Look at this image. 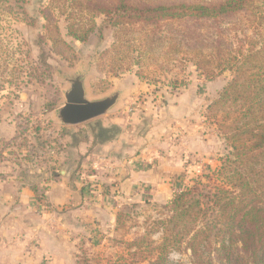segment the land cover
I'll return each instance as SVG.
<instances>
[{
    "label": "rangeland",
    "instance_id": "1",
    "mask_svg": "<svg viewBox=\"0 0 264 264\" xmlns=\"http://www.w3.org/2000/svg\"><path fill=\"white\" fill-rule=\"evenodd\" d=\"M148 1L216 4L224 0ZM53 6L52 0H0V157L7 152L22 174L35 172L36 165L47 174L53 164L75 160L73 154L79 158L116 135L120 131L116 122L138 124L146 118L164 124L165 146L180 148L184 155L182 183L175 185L171 200L126 204L119 211L121 221L113 236L88 247L75 261L151 264L156 259L153 250L164 237L162 222L171 217V201L198 182L205 183L206 176L216 185L224 182L215 173L229 147L219 124L222 115L210 108L232 80V73L212 66L215 75L207 77L198 68L202 58L198 53L204 51L206 56L217 45L226 50L229 45L238 49L244 44L247 49L246 37L260 40L264 0H256L250 11L232 19L186 29L195 39H184L175 26L167 25L153 33L151 27L117 33L105 16H97L88 40L80 42L68 35L73 21ZM82 73L90 100L115 91H121L122 97L107 115L62 126L55 111L66 102L68 79ZM185 136L197 137L202 147L191 149ZM62 169L59 166L58 171ZM169 259L172 264H191V253L184 247L171 250Z\"/></svg>",
    "mask_w": 264,
    "mask_h": 264
},
{
    "label": "trees",
    "instance_id": "2",
    "mask_svg": "<svg viewBox=\"0 0 264 264\" xmlns=\"http://www.w3.org/2000/svg\"><path fill=\"white\" fill-rule=\"evenodd\" d=\"M52 1L54 9L59 8L73 21L68 25V35L86 42L96 27L97 16H105L117 33L149 27L153 33L167 25L175 26L184 39H195L186 29L198 23L232 19L250 11L256 0L216 4ZM259 39L246 37L247 49L244 44L238 49L229 45L226 50L217 45L206 56L204 51L198 53L202 57L198 68L207 77L215 75L212 66L232 73V80L210 108L222 115L219 124L229 147L222 167L215 173L224 182L216 185L206 176L205 183L198 182L171 201V217L162 222L164 237L153 250L156 259L151 264H172L169 252L182 247L191 253V264H264V34Z\"/></svg>",
    "mask_w": 264,
    "mask_h": 264
},
{
    "label": "crops",
    "instance_id": "3",
    "mask_svg": "<svg viewBox=\"0 0 264 264\" xmlns=\"http://www.w3.org/2000/svg\"><path fill=\"white\" fill-rule=\"evenodd\" d=\"M115 125L120 131L110 140L47 174L38 165L22 174L2 153L0 264H75L113 236L126 204L171 200L184 155L165 146V125L146 118ZM185 139L191 149L202 147L197 137Z\"/></svg>",
    "mask_w": 264,
    "mask_h": 264
},
{
    "label": "water",
    "instance_id": "4",
    "mask_svg": "<svg viewBox=\"0 0 264 264\" xmlns=\"http://www.w3.org/2000/svg\"><path fill=\"white\" fill-rule=\"evenodd\" d=\"M85 80V73L68 79L70 88L65 92L66 102L55 111L62 126H77L107 115L122 97L121 91H115L103 99L90 100L87 97Z\"/></svg>",
    "mask_w": 264,
    "mask_h": 264
}]
</instances>
